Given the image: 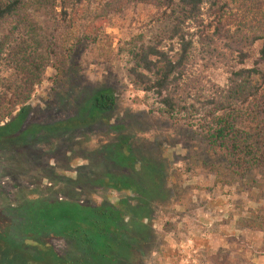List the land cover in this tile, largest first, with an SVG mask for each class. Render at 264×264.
Wrapping results in <instances>:
<instances>
[{
	"label": "rangeland",
	"instance_id": "obj_1",
	"mask_svg": "<svg viewBox=\"0 0 264 264\" xmlns=\"http://www.w3.org/2000/svg\"><path fill=\"white\" fill-rule=\"evenodd\" d=\"M19 1L0 23V98L29 97L13 117L23 106L24 115L0 131V264H35L28 253L43 256L42 264H76L78 232L69 220L80 214L61 207L42 218L49 199L113 204L124 224L133 216L149 223L154 236L137 264H217L221 252L230 264H264V171L232 174L200 129L154 111L155 97L132 82L131 49L179 46L170 40L175 22L133 0H89L78 14L72 0ZM213 1L187 28L199 62L192 76L206 95L225 92L232 74L212 53L225 44L214 34L224 0ZM255 6L264 12V0ZM260 47L236 68L264 71ZM107 90L117 104L97 112L94 98ZM32 236L41 244L26 245Z\"/></svg>",
	"mask_w": 264,
	"mask_h": 264
},
{
	"label": "trees",
	"instance_id": "obj_2",
	"mask_svg": "<svg viewBox=\"0 0 264 264\" xmlns=\"http://www.w3.org/2000/svg\"><path fill=\"white\" fill-rule=\"evenodd\" d=\"M88 1L72 0V11L78 14ZM133 1L160 10L159 20L175 22L170 40L178 38L176 43L179 46L173 42L168 48L161 43L141 44L134 46L129 53L133 61L130 69L132 82L155 97L153 110L172 119L184 118L190 126L200 129L209 149L224 155L232 174L245 177L253 175L256 170L264 171V71L257 66L236 68V62L243 65L249 57L248 52L258 42L261 43L259 60L264 62V12L255 6L259 0H224L218 6L214 34L225 44L224 47H214L212 53L230 66L232 74L225 92L216 87L209 95L200 93V78L192 76L193 67L199 62L194 56V41L187 38V28L202 14L205 0ZM219 1L213 3L219 4ZM19 6V0H0V23L14 14ZM62 8L67 13L63 5ZM228 14L232 19L222 25L221 19ZM17 97L21 98L20 95ZM28 99L27 96L21 101L6 102L5 96L0 98V131L11 129L16 118L24 115L22 105L17 117H13L15 107ZM116 104V97L109 90L98 94L93 101V107L95 105V110L101 113L113 110ZM199 104L207 107H199ZM7 118L12 119L2 124ZM252 183L259 185L256 178ZM130 189L134 191L135 187L130 186ZM42 202L45 209L40 210V216L45 219L47 210L61 207L75 209L80 214L76 222L61 218L76 224V232L82 233H76V264H90L99 258L112 259L119 264H137L154 236L152 226L141 221L140 217L133 216L130 224H124L125 214L113 204L91 208L79 202L63 203L53 199ZM32 242L41 244L42 240L32 236L26 245ZM223 253L217 257V264H230V257ZM28 254L35 264H42L43 256Z\"/></svg>",
	"mask_w": 264,
	"mask_h": 264
}]
</instances>
